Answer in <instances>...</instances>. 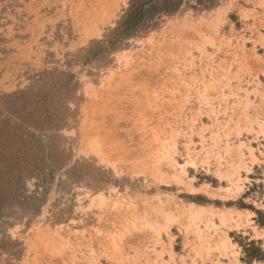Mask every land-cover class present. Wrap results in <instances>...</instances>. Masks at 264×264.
Wrapping results in <instances>:
<instances>
[{
  "label": "rangeland",
  "instance_id": "1",
  "mask_svg": "<svg viewBox=\"0 0 264 264\" xmlns=\"http://www.w3.org/2000/svg\"><path fill=\"white\" fill-rule=\"evenodd\" d=\"M0 264H264V0H0Z\"/></svg>",
  "mask_w": 264,
  "mask_h": 264
}]
</instances>
